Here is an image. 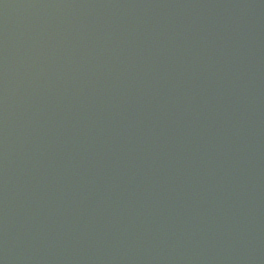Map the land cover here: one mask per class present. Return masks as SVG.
<instances>
[{"label":"water","instance_id":"95a60500","mask_svg":"<svg viewBox=\"0 0 264 264\" xmlns=\"http://www.w3.org/2000/svg\"><path fill=\"white\" fill-rule=\"evenodd\" d=\"M264 0H0V264H239Z\"/></svg>","mask_w":264,"mask_h":264}]
</instances>
